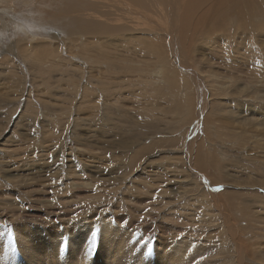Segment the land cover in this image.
<instances>
[{"label":"rangeland","instance_id":"obj_1","mask_svg":"<svg viewBox=\"0 0 264 264\" xmlns=\"http://www.w3.org/2000/svg\"><path fill=\"white\" fill-rule=\"evenodd\" d=\"M100 2L0 0V264H233L222 255L235 242L264 250V18L226 15L183 37L152 0H128L148 11L116 14L103 41L80 31ZM170 98L179 113L164 118ZM149 101L175 131L127 140Z\"/></svg>","mask_w":264,"mask_h":264},{"label":"bare ground","instance_id":"obj_2","mask_svg":"<svg viewBox=\"0 0 264 264\" xmlns=\"http://www.w3.org/2000/svg\"><path fill=\"white\" fill-rule=\"evenodd\" d=\"M13 1H17V0H13ZM31 1H33V0H31ZM96 1H101L100 2V5H101V3H103V4H105L106 6H107V11H106V9H104V10H102V9H100L101 7L99 6V5H97V4H92L91 6H90V8H89V11H90V13L91 14H93L94 16H97L96 18L97 19H99V20H97L96 18H94L93 17V20L92 19H88L86 22H83L82 23V25H81V28H80V31L81 32H83L85 35H89L90 37L91 36H100V35H103V36H101V39L104 41V37H105V35L107 34V33H111V31H112V28H108L105 24L106 23H112V22H114V20H113V18L114 17H116L117 15L116 14H119V15H121V16H119V17H121L122 19H123V21H124V18L123 17H129V21L131 20V14H133L134 13V11L137 9L138 11H140V12H143L144 14H146L145 12H147L148 10L145 8V7H142L141 9H139V5L137 6L136 5V7L135 6H133L132 5V3H128V0H96ZM152 2L154 3V5H152L151 7H156L159 11H161V12H165L166 13V15L168 16V17H170L169 19V21L170 22H173L174 23V25L177 27V26H179V28H178V34H180L181 36H186L188 33H193L196 29H198L199 27H203V26H206V23H208V22H210V19H211V22H212V20H217V19H219V18H221V17H223V16H226L227 15V17L228 16H230V17H232V16H236V17H238V18H247V19H249V20H253L254 18H255V16L259 13V15L260 16H262L261 18H264V0H171V3H170V5H167V3H169L170 2V0L167 2V3H164L162 0H152ZM164 3V5H162L161 6V3ZM7 3V2H6ZM9 4V3H8ZM141 4V3H140ZM105 5H103V7H106ZM15 7V6H14ZM115 7H120V9L118 10V8H115ZM18 8V7H17ZM149 12H153V13H156V12H154V11H149ZM168 12V13H167ZM143 13H141V14H143ZM152 14V13H151ZM162 14H164V13H162ZM18 15V14H17ZM39 16V15H38ZM37 16V17H38ZM123 16V17H122ZM149 16H150V14H149ZM36 17V16H35ZM146 17V16H145ZM152 17V16H151ZM150 17V18H151ZM167 17V18H168ZM174 17V18H173ZM107 21H106V20ZM237 19V18H236ZM43 20V19H42ZM142 20V19H141ZM35 21V20H34ZM39 21V20H38ZM43 22V21H42ZM149 22V21H148ZM186 22H189L190 24H191V26L190 27H187V26H184V23H186ZM11 24H14V22H12ZM31 25V24H30ZM218 25V24H217ZM111 26V25H110ZM19 27L23 30L22 31V33H24L25 34V36H28V35H30V41L31 40H35V37L38 35L36 32H39L38 30H35V31H33L32 29H33V27H28V26H25L23 23L22 24H19ZM29 28V30H31V31H33V32H30L27 28ZM216 29H218L219 27H216V26H214ZM16 28H17V26H16ZM123 28V27H122ZM125 28V27H124ZM154 28H157V27H154ZM115 29V28H114ZM145 29H148V28H145ZM41 30H43V29H41ZM117 31L119 32V31H123L122 29H118L117 28ZM127 30H125V32H126ZM176 31V30H175ZM30 32V33H29ZM115 32H116V30H115ZM118 32H116V35H117V33ZM144 33V35H146V37L147 36H149V35H152L151 37H162L164 34L166 35L167 33H161V32H157V31H155L153 34H151L150 32L151 31H143ZM129 33V32H128ZM140 33H142V32H140ZM160 33V34H159ZM254 33V32H253ZM111 35V34H110ZM239 35V34H238ZM241 35V34H240ZM247 35V34H246ZM260 35V34H259ZM123 36H124V34H123ZM263 35H261V37H262ZM118 37H120V36H118ZM136 37V36H135ZM139 37V36H138ZM143 37V40H144V36H142ZM141 37V38H142ZM150 37V36H149ZM165 37V36H164ZM182 37V38H183ZM241 37V36H240ZM239 36H238V38H240ZM250 37V36H249ZM116 38V37H115ZM124 38H126V37H123V39ZM223 38V37H222ZM146 39V38H145ZM156 39V38H155ZM159 39V38H158ZM157 39V40H158ZM119 40V39H118ZM151 40V39H150ZM216 40V39H215ZM239 40V39H238ZM242 40V39H241ZM139 41V40H138ZM219 40H217L216 42H215V44H219V42H218ZM256 41V40H255ZM257 41L259 42V43H263L264 44V37L263 38H258L257 39ZM39 43H42L41 41H38ZM99 42V41H98ZM134 42V41H133ZM145 42V41H144ZM151 42V41H150ZM239 42V41H238ZM115 42H111V44L113 45ZM240 43V42H239ZM127 44V43H126ZM148 44H150L151 45V43H149L148 42ZM44 45V44H43ZM136 45H138V44H136ZM220 45H221V43H220ZM262 45V44H261ZM128 46V45H127ZM103 47V46H102ZM102 47L101 48H99V49H102ZM107 47V46H106ZM156 48V47H155ZM154 48V50H157V49H155ZM239 48V47H238ZM241 49V48H240ZM263 49V48H262ZM104 50V49H103ZM48 51V50H47ZM53 51V50H52ZM140 51V50H139ZM145 51V50H144ZM148 52V51H147ZM149 52H150V50H149ZM102 50H100L99 51V53L98 54H96V56L98 57V59H97V62H98V64L100 63V65L101 64H104L105 63V61H107L108 59H106V58H104L103 56H102ZM157 53V52H156ZM162 53V52H161ZM49 55V54H48ZM103 55H104V53H103ZM159 55H160V53H159ZM91 56V55H90ZM62 60V59H61ZM132 60V59H131ZM166 60V59H165ZM113 60H109L108 61V63H111ZM133 61V60H132ZM96 62V61H95ZM161 65V64H160ZM164 65V64H163ZM157 66V67H155V68H152V70H155L156 72H154V74L153 75H155V77L156 78H166V75H167V70L164 68V66ZM55 66H58V64L57 65H55ZM146 66V65H145ZM57 69V68H56ZM102 69V68H101ZM164 71H163V70ZM116 70V69H115ZM169 70V69H168ZM176 70V69H175ZM122 70H120V72H121ZM148 71V70H147ZM175 72V71H174ZM146 74V73H145ZM148 74V73H147ZM175 74V73H174ZM102 75V74H101ZM150 75H152V74H150ZM170 75V74H169ZM177 75V74H176ZM90 76H92V75H90ZM97 76V75H96ZM168 76V75H167ZM172 76V75H171ZM150 77V76H149ZM153 77V76H152ZM177 77H178V75H177ZM90 78H93V77H90ZM98 79H103V77H100V78H98ZM147 80V79H146ZM173 80V79H172ZM175 80V79H174ZM178 80V79H177ZM177 80H175V81H177ZM154 81V83L155 82H157L156 80H153ZM168 81V80H167ZM174 81V82H175ZM150 82V81H149ZM152 82V81H151ZM187 82V81H186ZM172 83H173V81H172ZM168 84V83H167ZM93 85V84H92ZM95 85H97L98 86V83H96ZM169 85V84H168ZM89 87V86H88ZM90 87H91V85H90ZM100 87V86H99ZM159 87V86H158ZM85 88H87V87H85ZM91 88H89V90H90ZM100 89H101V87H100ZM170 89V88H169ZM83 90H85V89H83ZM89 90H88V92H89ZM77 91V90H76ZM156 90H154V91H151L150 93L153 95V96H155V98L156 99H164L165 98V95L164 94H161V96L160 97H158L157 95H156ZM223 92V91H222ZM101 95V94H100ZM102 98V97H101ZM150 102V101H149ZM164 104H166V103H164ZM163 106V105H162ZM168 108H167V107ZM165 107L167 108V109H163V110H160L161 112L160 113H162L163 115H164V118H167V117H165V115L167 116L168 114H171V109L172 110H176V104H175V102H173V101H171V98L167 101V105H166ZM159 107H161V105L159 104V106H157V103L154 105L153 103H151L150 102V104H148V106L146 107V112H150V120L149 121H147V117H146V115H148V114H143V115H140V116H137V117H134L133 119H132V117H131V119L129 120L130 121V130H128V129H125V130H128L127 132H125V133H128L127 134V136H126V139L127 140H132V139H134L132 142H136V141H138L140 138H145V137H154V136H156V135H159V136H164V137H167V135H168V133H170V132H174L175 130H173V129H167L166 128V126L164 125H159V122L158 121H155L154 120V118L152 117V116H156V114L153 112L154 110H156V108H159ZM196 107V106H195ZM195 107H194V109H195ZM141 108V107H140ZM242 108V107H241ZM222 109V108H221ZM141 110H144V109H141ZM177 111H178V109L175 111V113H174V115L176 116V115H178V113H177ZM118 112V111H117ZM143 113V112H142ZM239 113V112H238ZM180 115H181V113H180ZM228 116H229V114H228ZM233 117V116H232ZM231 118V117H230ZM111 119V118H110ZM178 119V118H177ZM109 120V119H108ZM171 120V119H170ZM172 120H173V118H172ZM180 120V119H179ZM179 120H177V123L179 122ZM104 121H105V119H104ZM103 121V124H105V122ZM120 121V120H119ZM119 121H118V123H119ZM162 121H165V120H162ZM108 122H110V121H108ZM114 122V121H113ZM128 122V121H127ZM127 122H124V121H121L120 123H122V125H123V123L125 124V123H127ZM140 122H142V124H139ZM165 122H167V121H165ZM111 123V122H110ZM109 123V124H110ZM168 123H170V121H168ZM115 126V125H114ZM169 126V125H168ZM99 128H101V127H99ZM98 128V129H99ZM117 128V130H119V133H120V131L122 130L121 128H118V127H116L115 126V128H111V130L113 131V132H115V129ZM128 128H129V124H128ZM123 129V130H124ZM164 129H166V132L164 133ZM176 129V128H175ZM106 133V131L105 130H99L98 132H96V135H98L100 138H102V140H103V138H104V134ZM110 133V132H109ZM84 136V135H83ZM97 136V137H98ZM137 139V140H136ZM106 140V139H105ZM141 140V139H140ZM139 140V141H140ZM160 142V144H157V142H151V145H149V146H147V147H138L137 149H138V151L136 152L138 155H139V153L141 154V155H145L146 153H149V152H151L153 149H155L154 147H165V144H164V142L165 141H159ZM168 142H170V141H168ZM120 143L122 144V145H124V144H126L125 143V141H120ZM128 143V142H127ZM175 144H176V142H175ZM128 145V144H127ZM132 145L133 144H131L130 145V147H132ZM134 145H136V144H134ZM177 145V144H176ZM124 149H127V146H124L123 147ZM134 148V147H133ZM175 148V147H174ZM154 152H155V150H154ZM137 155V156H138ZM132 157H133V155H132ZM139 157V156H138ZM136 158V157H135ZM197 161V160H196ZM199 162V161H198ZM201 162V161H200ZM203 162V161H202ZM209 163V162H208ZM169 165V164H168ZM199 167V166H198ZM208 169V168H207ZM210 169V168H209ZM205 170V169H204ZM208 171V170H207ZM220 181V180H219ZM218 184V183H217ZM91 217H92V215H91ZM103 217V216H102ZM87 218V217H86ZM85 218V219H86ZM89 218V217H88ZM108 219V218H107ZM88 220V219H87ZM91 220V219H90ZM116 220V219H115ZM105 221V220H104ZM103 221V222H104ZM112 221V220H111ZM114 221V220H113ZM112 221V222H113ZM109 222V221H108ZM120 222V221H119ZM105 223V222H104ZM121 223V222H120ZM87 225V224H86ZM119 225V224H118ZM117 226V225H116ZM90 227V226H89ZM115 227V226H114ZM113 227V228H114ZM119 227H120V225H119ZM25 228V227H24ZM124 228V227H123ZM88 229V228H87ZM80 230V229H79ZM101 230H102V232L101 233H103V235L105 236H107V238H109L108 236L110 235V233L112 232H109V228H108V224H106V226L105 225H103L102 226V228H101ZM114 230V229H113ZM117 230H120V229H118L117 228ZM26 231V230H25ZM123 231V230H122ZM140 231V230H139ZM43 232V231H42ZM88 232V231H87ZM127 232V231H126ZM113 233V232H112ZM114 233H116V232H114ZM43 234V233H42ZM42 234H41V236H42ZM80 234V233H79ZM125 234V233H124ZM128 234H129V232H128ZM127 234V235H128ZM46 236V235H45ZM76 236H77V233H76ZM106 236H105V238H106ZM40 237V236H39ZM38 237V238H39ZM81 237V236H80ZM181 237V236H180ZM41 238H43V237H41ZM40 238V239H41ZM77 238H78V236H77ZM76 238V239H77ZM106 238V239H107ZM46 239V238H45ZM75 239V238H74ZM79 239V238H78ZM77 239V240H78ZM81 240H82V237H81ZM188 240V239H187ZM50 241H52V240H50ZM53 241H55L56 242V240H53ZM57 241H59V240H57ZM175 241V240H174ZM181 241V240H180ZM179 241V242H180ZM190 241V240H189ZM209 241V240H208ZM215 241V240H214ZM237 241H240L239 239H237ZM42 242H44V239H43V241ZM125 242V241H124ZM171 242V241H170ZM241 242H242V240H241ZM244 242V241H243ZM58 242H56V244H57ZM76 243H78V242H76ZM49 244H51V243H49ZM53 244V243H52ZM82 244V243H81ZM119 244H121V241H120V243ZM118 244V245H119ZM157 244V243H156ZM163 244V243H162ZM226 244V243H225ZM235 244L236 245H238V249H234V250H232V254L230 253V251H228L227 253H224L223 255H222V259L223 260H228L227 259V257H228V255L230 254V259H229V261H231L233 264H256V263H260V261H263V259H264V257H263V255H264V250H257L256 252H252V250H250V251H245L243 248H241L240 246H239V244H238V242H235ZM242 244V243H241ZM244 244V243H243ZM261 244V243H260ZM54 245V244H53ZM52 245V246H53ZM118 245H117V247H118ZM134 245H136V244H134ZM170 245H171V243H170ZM177 245V244H176ZM200 245V244H199ZM199 245H197L196 247H194V248H196V252H195V254H194V258L195 259H197L198 257H199V255L201 256V251L202 250H200L201 249V247L199 248ZM209 245V244H208ZM219 245V244H218ZM48 246H50V245H48ZM157 247H158V244L156 245ZM164 246H165V244H164ZM169 246V245H168ZM189 246H192V242H190L189 243ZM212 246V245H211ZM210 246V247H211ZM120 247V246H119ZM216 247V246H215ZM214 247V248H215ZM223 247V249H224V246H222ZM180 248V247H179ZM203 248V247H202ZM50 249H52L51 247H50ZM172 249V248H171ZM206 249H208V248H206ZM227 249H228V247H227ZM231 249V248H230ZM119 250V249H118ZM117 250V251H118ZM157 250H159V248L157 249ZM166 250V249H165ZM181 250V249H180ZM180 250H176L179 254L181 253L180 252ZM204 250H205V246H204ZM46 251V250H45ZM48 251V250H47ZM55 251H56V249H55ZM156 251V250H155ZM175 251V250H174ZM194 251H195V249H194ZM208 250H206V252H207ZM209 251H211V249L209 250ZM217 251V250H216ZM220 251V250H219ZM222 251V250H221ZM161 252V251H160ZM185 252H186V250H185ZM175 253V252H174ZM178 253H176V254H178ZM183 253V252H182ZM199 255H198V254ZM203 253H205V251L203 252ZM202 253V254H203ZM219 253V252H218ZM111 254V253H110ZM115 255H116V252L114 253ZM118 254V253H117ZM165 254V253H164ZM206 254V253H205ZM210 254V253H209ZM217 254V253H216ZM158 255V254H157ZM162 255V254H161ZM170 255V254H169ZM172 255V254H171ZM184 255V254H183ZM114 256V255H113ZM122 256V255H121ZM159 256H160V254H159ZM181 256V255H180ZM211 256V255H210ZM168 257V256H167ZM169 257H171V256H169ZM204 257V256H203ZM212 257V256H211ZM214 257H216V255H214ZM103 258V257H102ZM164 258V257H163ZM47 259V258H46ZM99 259V258H98ZM110 259V258H109ZM176 259V258H175ZM203 259V258H202ZM212 259V258H211ZM215 259V258H214ZM167 260V259H166ZM171 260H172V258H171ZM178 260V259H177ZM194 260V259H193ZM220 260V259H219ZM168 261V260H167ZM197 261V260H196ZM199 261V260H198ZM210 261V260H209ZM208 261V262H209ZM164 262H165V260H164ZM179 262V261H178ZM211 263H208V264H216L217 263V261L216 260H213L212 259V261H210ZM219 262V261H218ZM221 262L222 261H220L219 263H217V264H221ZM112 263V262H111ZM110 263V264H111ZM171 263V262H170ZM169 263V264H170ZM174 264H175V262H173ZM199 263V262H198ZM264 263V261L262 262V263H260V264H263ZM47 264V263H46ZM134 264H136V263H134ZM172 264V263H171ZM182 264V263H181ZM186 264H187V262H186ZM190 264V263H189Z\"/></svg>","mask_w":264,"mask_h":264},{"label":"snow or ice","instance_id":"obj_3","mask_svg":"<svg viewBox=\"0 0 264 264\" xmlns=\"http://www.w3.org/2000/svg\"><path fill=\"white\" fill-rule=\"evenodd\" d=\"M204 183L207 185L208 184V181L206 179H204ZM211 190L212 191H221L222 190V187L217 186V187L211 188Z\"/></svg>","mask_w":264,"mask_h":264}]
</instances>
